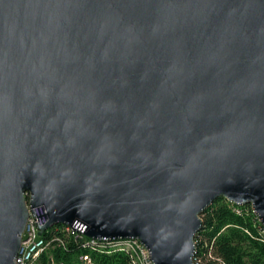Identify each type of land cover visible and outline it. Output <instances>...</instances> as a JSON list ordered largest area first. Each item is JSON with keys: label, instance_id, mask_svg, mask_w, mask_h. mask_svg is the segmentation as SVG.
I'll use <instances>...</instances> for the list:
<instances>
[{"label": "water", "instance_id": "obj_1", "mask_svg": "<svg viewBox=\"0 0 264 264\" xmlns=\"http://www.w3.org/2000/svg\"><path fill=\"white\" fill-rule=\"evenodd\" d=\"M220 199L264 225V0H0V264L38 207L195 264Z\"/></svg>", "mask_w": 264, "mask_h": 264}, {"label": "trees", "instance_id": "obj_2", "mask_svg": "<svg viewBox=\"0 0 264 264\" xmlns=\"http://www.w3.org/2000/svg\"><path fill=\"white\" fill-rule=\"evenodd\" d=\"M204 226L196 238L197 260L201 264H264V225L250 206H240L220 199L204 215ZM56 227V228H55ZM47 238L61 239L64 245L53 243L49 254L65 264L78 262L89 255L94 264H130L132 256L125 250L100 251L84 247L85 237L66 233L65 225L55 226ZM212 254L216 260L209 259ZM43 254V264H46Z\"/></svg>", "mask_w": 264, "mask_h": 264}, {"label": "built area", "instance_id": "obj_3", "mask_svg": "<svg viewBox=\"0 0 264 264\" xmlns=\"http://www.w3.org/2000/svg\"><path fill=\"white\" fill-rule=\"evenodd\" d=\"M250 207L252 208L253 213L257 216L259 222L261 223L253 207ZM47 222L48 217L46 214V209L44 207L35 208L31 212L30 218L25 228V232L23 234L21 248L19 251V255L16 259V264H43V254H45L47 257L46 264H65L63 262H58L57 260H55L53 255H50L48 253L53 243L57 242L61 245H64L61 239L57 241H51L47 238V235L50 231L53 230L54 227L50 228L52 230L48 229L40 235V227L47 224ZM65 226L67 234L76 236V238L85 237L86 241L84 247L86 248L100 251L125 250L129 252L132 256L130 264H154L153 260L151 259L149 250L139 240H133L128 242H111L107 240H98L86 236V227L83 224L79 223L74 227H70L68 225ZM196 253L194 256V263L201 264V260H197L196 258ZM208 257L211 260H216V258L212 254H209ZM74 264H94V262L89 255L84 254L81 255L78 258V262ZM203 264L211 263L209 262V260H207V262Z\"/></svg>", "mask_w": 264, "mask_h": 264}, {"label": "rangeland", "instance_id": "obj_4", "mask_svg": "<svg viewBox=\"0 0 264 264\" xmlns=\"http://www.w3.org/2000/svg\"><path fill=\"white\" fill-rule=\"evenodd\" d=\"M56 228V227H55ZM50 230H52V229H50Z\"/></svg>", "mask_w": 264, "mask_h": 264}]
</instances>
